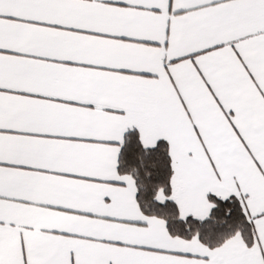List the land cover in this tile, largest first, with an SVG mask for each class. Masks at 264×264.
<instances>
[{"label":"snow or ice","instance_id":"1","mask_svg":"<svg viewBox=\"0 0 264 264\" xmlns=\"http://www.w3.org/2000/svg\"><path fill=\"white\" fill-rule=\"evenodd\" d=\"M0 264H264V0H0Z\"/></svg>","mask_w":264,"mask_h":264}]
</instances>
